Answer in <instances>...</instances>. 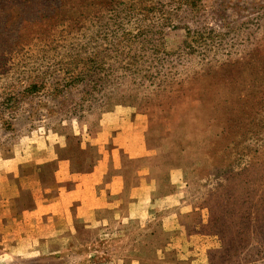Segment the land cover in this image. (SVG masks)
Returning <instances> with one entry per match:
<instances>
[{
    "label": "rangeland",
    "instance_id": "rangeland-1",
    "mask_svg": "<svg viewBox=\"0 0 264 264\" xmlns=\"http://www.w3.org/2000/svg\"><path fill=\"white\" fill-rule=\"evenodd\" d=\"M0 264H264V0H0Z\"/></svg>",
    "mask_w": 264,
    "mask_h": 264
},
{
    "label": "crops",
    "instance_id": "crops-1",
    "mask_svg": "<svg viewBox=\"0 0 264 264\" xmlns=\"http://www.w3.org/2000/svg\"><path fill=\"white\" fill-rule=\"evenodd\" d=\"M139 152H140V155H141V150L139 149ZM102 153V151H101ZM108 152L106 154V152H103V154L101 155V160L104 161V163L108 160ZM91 179V178H90ZM102 181L100 179H93L92 180V184L94 185H98L99 183H101ZM122 181L118 180V177H117V180H115V176H113L110 180H108L105 185H104V191L101 190V188H99L98 191L95 192V195L93 197L94 201H93V209L92 211H95L97 209H101V208H109L112 204L111 201H109V197L111 196H115V198H118L119 197V194L121 193V188L123 187L122 186ZM144 186V187H143ZM141 188H145V185H137L134 189H132L135 193L139 190H141ZM133 198L132 202H131V206H134L135 204H137V200L139 201L140 199H146V194L143 192L142 194H139L138 192L133 194V196H131ZM119 205V202H117L115 204V207L117 208V206ZM112 207H113V204H112ZM91 211V212H92Z\"/></svg>",
    "mask_w": 264,
    "mask_h": 264
}]
</instances>
